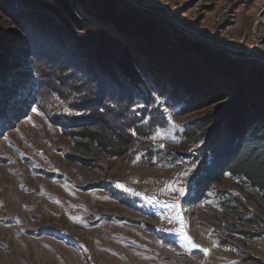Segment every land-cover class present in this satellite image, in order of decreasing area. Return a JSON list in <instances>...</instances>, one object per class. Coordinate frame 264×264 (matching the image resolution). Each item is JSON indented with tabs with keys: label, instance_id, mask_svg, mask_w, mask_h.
Masks as SVG:
<instances>
[{
	"label": "rangeland",
	"instance_id": "obj_1",
	"mask_svg": "<svg viewBox=\"0 0 264 264\" xmlns=\"http://www.w3.org/2000/svg\"><path fill=\"white\" fill-rule=\"evenodd\" d=\"M122 1L164 21L177 39L235 61L244 76L264 73V0ZM40 2L59 9L55 0H0V45L14 52L27 48L18 63L0 46L9 81L22 84L16 103L0 115V264H264V197L227 174L200 186L196 180L204 168L196 152L212 137L207 130L217 114H211L234 97L230 88L220 86L227 98L212 106L187 113L172 108L162 126L128 145L121 158L86 154L57 124L71 113L72 99L50 91L37 96L39 81L47 84L45 71L64 69L63 62L43 58V75L36 76L29 49L36 38L29 25L41 23L42 12L54 16ZM70 6L120 38L80 1ZM19 9L34 13L27 16ZM35 29L45 41L44 29ZM133 54L156 92L160 77L173 90L155 64ZM76 60L73 71L83 65L81 56ZM7 82L0 76V87ZM11 102L7 98L5 103ZM191 123L199 128L187 139L184 130ZM70 156L91 165L72 162ZM169 185L183 187V195Z\"/></svg>",
	"mask_w": 264,
	"mask_h": 264
},
{
	"label": "trees",
	"instance_id": "obj_2",
	"mask_svg": "<svg viewBox=\"0 0 264 264\" xmlns=\"http://www.w3.org/2000/svg\"><path fill=\"white\" fill-rule=\"evenodd\" d=\"M76 1L97 21L111 24L121 39L77 15L70 6ZM37 4L56 18L42 12L41 23L29 25L36 38L29 48L36 76L41 79L43 75V58L50 64H64L60 72L45 71L47 84L39 81L37 96L50 91L60 99H72L71 113L63 114L57 124L78 149L86 154L98 152L107 160L121 158L128 145L162 126L172 108L187 113L212 106L227 98L220 86L229 87L234 97L211 114H217L210 116L213 124L207 134L212 137L196 152L204 166L196 180L200 186L199 182L227 174L264 197V73L251 71L244 76L235 61L187 38L177 39L164 21L122 0H55L59 9ZM35 27L44 29L45 41ZM0 46L18 63L27 54V48L14 52L9 45ZM133 51L155 64L160 76L167 75L173 90L160 77L155 79L156 92ZM77 56L82 57L83 65L73 71ZM7 66L8 60L0 56V76L8 81L0 87V115L16 103L22 90L19 80L9 81ZM7 98L10 105L5 103ZM198 128L195 123L186 126L185 138H193ZM68 158L82 166L91 165L86 159Z\"/></svg>",
	"mask_w": 264,
	"mask_h": 264
},
{
	"label": "snow or ice",
	"instance_id": "obj_3",
	"mask_svg": "<svg viewBox=\"0 0 264 264\" xmlns=\"http://www.w3.org/2000/svg\"><path fill=\"white\" fill-rule=\"evenodd\" d=\"M117 187H123V186H122V185H117ZM168 189H169V190H172V191H178L181 195H183V193H184V189H183V187L173 189L172 186L169 185V186H168ZM170 207H172L173 209H176V210H177V218H178V219H181L180 216H179V211H178V209H179V205L173 203L172 205H170ZM181 222H182V219H181ZM185 239H186L187 242L191 245V247H193V248L197 247V245H195L194 243H192L191 238H189V237H187V236L185 235ZM205 251H206V250H205Z\"/></svg>",
	"mask_w": 264,
	"mask_h": 264
}]
</instances>
